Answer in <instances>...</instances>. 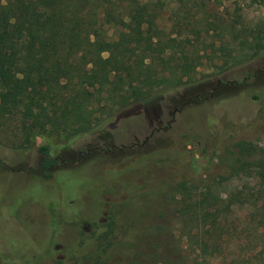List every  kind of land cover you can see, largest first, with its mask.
Returning <instances> with one entry per match:
<instances>
[{"label": "rangeland", "instance_id": "obj_1", "mask_svg": "<svg viewBox=\"0 0 264 264\" xmlns=\"http://www.w3.org/2000/svg\"><path fill=\"white\" fill-rule=\"evenodd\" d=\"M154 25L143 39L193 68L158 114L117 120L101 91L94 132L67 146L0 114V264H193L198 241L210 264H264V188L226 163L238 140L264 158V0H169ZM188 204L197 221L180 214Z\"/></svg>", "mask_w": 264, "mask_h": 264}, {"label": "trees", "instance_id": "obj_2", "mask_svg": "<svg viewBox=\"0 0 264 264\" xmlns=\"http://www.w3.org/2000/svg\"><path fill=\"white\" fill-rule=\"evenodd\" d=\"M165 1L147 7L142 0H0V114L16 112L25 137L54 133L67 146L94 132L90 104L101 91L112 100L117 120L161 112V96L185 86L193 72L175 63L170 45L143 39L155 29ZM35 150L41 177L48 179L54 160L47 146ZM254 151L238 140L226 163L230 174L255 178L259 194L264 158L253 157ZM175 188L188 197L197 192L183 182ZM197 208L185 205L180 214L197 221ZM208 246L197 242L193 264H210L202 257Z\"/></svg>", "mask_w": 264, "mask_h": 264}, {"label": "flooded vegetation", "instance_id": "obj_3", "mask_svg": "<svg viewBox=\"0 0 264 264\" xmlns=\"http://www.w3.org/2000/svg\"><path fill=\"white\" fill-rule=\"evenodd\" d=\"M134 145H137L136 143H134V144H131L130 146H134ZM109 153H111V154H109V155H111V156H113V155H116L115 153H114V150L113 149H109V150H107ZM117 151H118V153H121L122 152V149L121 148H118L117 149Z\"/></svg>", "mask_w": 264, "mask_h": 264}]
</instances>
